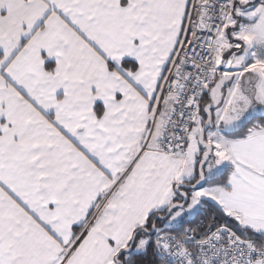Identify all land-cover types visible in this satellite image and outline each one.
Instances as JSON below:
<instances>
[{
    "label": "snow or ice",
    "instance_id": "6c2138e0",
    "mask_svg": "<svg viewBox=\"0 0 264 264\" xmlns=\"http://www.w3.org/2000/svg\"><path fill=\"white\" fill-rule=\"evenodd\" d=\"M0 264H264V0H0Z\"/></svg>",
    "mask_w": 264,
    "mask_h": 264
}]
</instances>
